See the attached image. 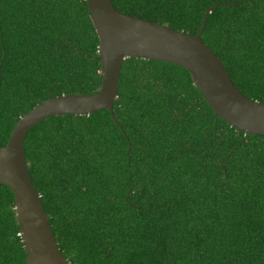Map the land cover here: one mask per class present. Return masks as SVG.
Listing matches in <instances>:
<instances>
[{
  "label": "trees",
  "instance_id": "trees-1",
  "mask_svg": "<svg viewBox=\"0 0 264 264\" xmlns=\"http://www.w3.org/2000/svg\"><path fill=\"white\" fill-rule=\"evenodd\" d=\"M197 36L264 103V0H112ZM87 0H0V148L46 101L103 85ZM114 114L53 117L25 142L29 175L72 264H264V136L215 115L191 74L127 59ZM0 184V264H27Z\"/></svg>",
  "mask_w": 264,
  "mask_h": 264
},
{
  "label": "water",
  "instance_id": "water-1",
  "mask_svg": "<svg viewBox=\"0 0 264 264\" xmlns=\"http://www.w3.org/2000/svg\"><path fill=\"white\" fill-rule=\"evenodd\" d=\"M100 39L103 85L93 95L52 98L24 116L5 147L0 148V184L15 196L27 264H72L52 231L50 218L29 175L25 142L42 122L66 115L90 116L107 110L114 114L119 98L122 69L127 59L136 58L176 65L187 70L215 115L240 133L264 136V103L247 98L234 84L220 58L203 42L207 11L197 36L178 32L119 12L112 0H87Z\"/></svg>",
  "mask_w": 264,
  "mask_h": 264
}]
</instances>
